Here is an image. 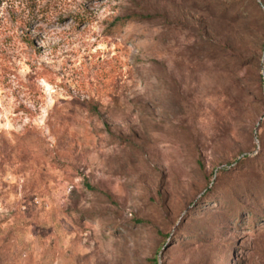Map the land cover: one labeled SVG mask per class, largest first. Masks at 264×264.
Listing matches in <instances>:
<instances>
[{
	"label": "rangeland",
	"instance_id": "obj_1",
	"mask_svg": "<svg viewBox=\"0 0 264 264\" xmlns=\"http://www.w3.org/2000/svg\"><path fill=\"white\" fill-rule=\"evenodd\" d=\"M0 264H264V0H0Z\"/></svg>",
	"mask_w": 264,
	"mask_h": 264
}]
</instances>
